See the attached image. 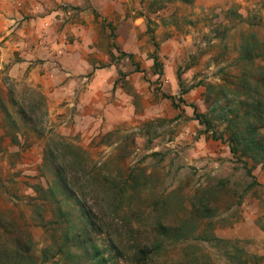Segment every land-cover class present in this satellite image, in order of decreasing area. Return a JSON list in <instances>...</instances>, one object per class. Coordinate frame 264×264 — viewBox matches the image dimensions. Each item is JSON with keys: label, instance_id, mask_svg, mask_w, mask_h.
Masks as SVG:
<instances>
[{"label": "rangeland", "instance_id": "rangeland-1", "mask_svg": "<svg viewBox=\"0 0 264 264\" xmlns=\"http://www.w3.org/2000/svg\"><path fill=\"white\" fill-rule=\"evenodd\" d=\"M17 1L0 0V264H89L84 207L109 264L129 227L182 222L155 264H264V162L234 156L228 120L244 75L264 100V0Z\"/></svg>", "mask_w": 264, "mask_h": 264}, {"label": "trees", "instance_id": "trees-1", "mask_svg": "<svg viewBox=\"0 0 264 264\" xmlns=\"http://www.w3.org/2000/svg\"><path fill=\"white\" fill-rule=\"evenodd\" d=\"M256 55L262 57L264 54L258 52ZM245 60L254 61L253 50H248ZM242 80L243 90L247 88L251 90V94H249V99L244 103L246 104L244 114H235L234 118L228 119L231 131L229 146L234 156L239 155L242 158L247 157L258 162H264V133H261V130L264 129V100L262 99L260 90L254 89L251 86V82L247 75H244ZM223 94L225 95V92H223ZM238 94L242 93L238 91ZM210 127L211 125L209 123V128ZM67 149H69V147ZM77 152L76 150H73V152L70 150V154L76 159V162H73V164L75 163V166H77L75 168L78 174H85V167L82 160H78L76 156ZM63 157L65 159L68 158L66 154H63ZM66 167H68V165L66 166L63 164L55 167L56 182L63 190L68 191V193L71 194L70 197L73 198L74 194L72 193L73 190L70 179L66 173ZM82 215L80 221L84 220V224L82 225L81 231L80 226L79 233L75 237V240L81 241L79 249L84 253V256L86 255L87 260L91 261L89 264H109V260H104L105 252L101 251L92 239L93 234L103 232L105 225L98 223L97 215L90 207H84ZM65 216L68 217V222L70 224L73 214L67 213ZM73 226L76 227V223L73 224ZM193 228L192 222H182L178 226L160 223L159 235L154 237V241H151L149 239L139 238L138 235L140 232L132 230L129 227L124 233H119L117 238H112L111 240V249L114 253L113 264H155L156 259L162 255L165 248L163 243L169 239L172 240V242L173 240L175 242L188 240V237L194 234ZM66 252L71 253V247H69ZM90 252L91 256L89 255ZM191 262L192 261H190V263ZM195 262L196 260L192 263Z\"/></svg>", "mask_w": 264, "mask_h": 264}, {"label": "crops", "instance_id": "crops-1", "mask_svg": "<svg viewBox=\"0 0 264 264\" xmlns=\"http://www.w3.org/2000/svg\"><path fill=\"white\" fill-rule=\"evenodd\" d=\"M19 2H21V0H18ZM17 1V2H18ZM23 1V0H22ZM4 8L2 9L3 10V12L5 13V14H7V12H10V10H9V6H12V2H7V1H5L4 3ZM17 11V10H16ZM11 13V12H10ZM19 12L17 11V13L16 14H18ZM1 15V14H0Z\"/></svg>", "mask_w": 264, "mask_h": 264}]
</instances>
